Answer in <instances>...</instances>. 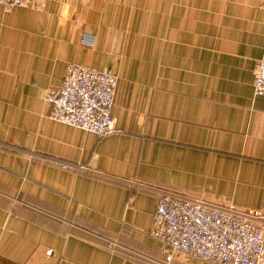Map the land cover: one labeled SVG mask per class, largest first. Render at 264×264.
Returning a JSON list of instances; mask_svg holds the SVG:
<instances>
[{"label": "crops", "instance_id": "crops-1", "mask_svg": "<svg viewBox=\"0 0 264 264\" xmlns=\"http://www.w3.org/2000/svg\"><path fill=\"white\" fill-rule=\"evenodd\" d=\"M263 46L264 0L0 3V264H223L149 231L162 189L264 211ZM69 62L116 70L118 131L47 116Z\"/></svg>", "mask_w": 264, "mask_h": 264}, {"label": "built area", "instance_id": "built-area-1", "mask_svg": "<svg viewBox=\"0 0 264 264\" xmlns=\"http://www.w3.org/2000/svg\"><path fill=\"white\" fill-rule=\"evenodd\" d=\"M24 1L0 3L10 7ZM84 38L91 44V36ZM117 78L113 67L99 69L69 62L60 86L45 94L51 104L47 116L99 136L115 133L118 129L111 107ZM253 92L264 94V46L255 63ZM149 232L160 243L167 261L183 253L223 264H264V211L259 209L162 189Z\"/></svg>", "mask_w": 264, "mask_h": 264}]
</instances>
